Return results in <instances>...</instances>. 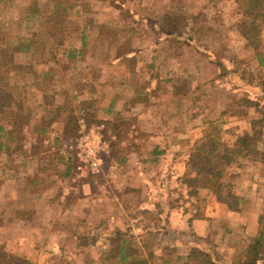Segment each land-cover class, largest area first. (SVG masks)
Returning a JSON list of instances; mask_svg holds the SVG:
<instances>
[{
  "label": "rangeland",
  "instance_id": "obj_1",
  "mask_svg": "<svg viewBox=\"0 0 264 264\" xmlns=\"http://www.w3.org/2000/svg\"><path fill=\"white\" fill-rule=\"evenodd\" d=\"M87 1L69 12L68 32L55 38L50 37L42 16L26 21L24 10L30 0L0 3V21H20L12 27L23 35L41 34L39 51L22 56L32 69L12 75L10 81L29 118L24 140L16 138L10 143L12 148L23 146L12 154L0 150V251L11 258H26L30 264H74L72 242L83 243L86 228L80 227L98 226L103 220L100 211L112 215L105 222L109 219L127 226L146 221L150 226L166 227L164 216L154 220L152 212L144 209L148 204L144 202H167L162 192L146 186L128 188L122 202L124 214L106 184L120 179L118 171L128 167L126 161L139 139L145 138L149 124L150 132L175 131L172 143L189 147V173L194 168L195 148L204 139L197 138L203 129L229 144L248 134L264 151V28L260 46L248 45L237 29L242 14L239 0H127L130 13L108 1ZM173 30L181 31V36L172 34ZM186 92L187 102H182L180 94ZM244 99L251 105L246 106ZM84 104L88 122L106 124L112 157L104 173L77 177L67 147ZM10 119L9 111H0V126L8 125ZM245 123L247 131L237 134L235 141L229 139L228 130H240ZM43 127L45 133H41ZM185 134L188 136L182 137ZM249 159L259 160L239 157L231 162L224 179L237 183L242 175L247 176ZM258 172L264 183V168ZM36 181L44 184L36 185ZM177 186L171 187L172 192ZM62 196L70 198V214L65 216L58 214L66 210L59 200ZM88 211L92 218L83 216ZM20 220H27L30 228L21 229ZM49 225L68 233L52 236V232L46 233ZM29 230L33 235H27L25 243L24 232ZM151 236L164 241L172 237L159 232ZM58 241V247H70L66 258L58 247L57 251L52 248ZM152 247L168 249L174 259L180 253L188 255L185 264H196L197 254L214 259L199 247L183 250L166 243L165 247ZM158 252L162 254L160 249ZM95 255L98 259L99 247ZM78 256L85 264H95L91 251L83 250Z\"/></svg>",
  "mask_w": 264,
  "mask_h": 264
},
{
  "label": "trees",
  "instance_id": "obj_2",
  "mask_svg": "<svg viewBox=\"0 0 264 264\" xmlns=\"http://www.w3.org/2000/svg\"><path fill=\"white\" fill-rule=\"evenodd\" d=\"M9 1L12 0H0V3ZM100 1H108L113 7L130 13V9L125 6L127 0ZM88 3L87 0H43V7H41L39 0H30V3L25 6L24 16L26 21L42 16L49 29L50 37L55 38L68 32L66 24L69 21V12ZM239 4L242 7V14L238 19L237 29L247 39L248 45L258 48L264 28V0H239ZM13 24L20 25V21L19 23L0 21V111H9L11 115L8 125L0 126V138L5 139L0 141V150L5 148L9 154L22 148L23 145L12 148L10 142L16 138L23 141L24 128L29 123L28 116L22 110L19 95L13 92L11 77L32 69L30 64L27 65L23 61L22 56L37 53L41 37L38 31H32L29 35L20 34L14 31ZM171 33L181 36L179 30H173ZM125 45L127 42L122 43L119 49L124 48ZM124 54L128 55L127 52ZM262 91L264 98V90ZM242 102L246 103V106L251 105L247 99ZM82 110L80 119L92 124L85 118L87 113L85 104ZM70 122L69 119L66 123L67 131L71 125ZM78 131L79 126L69 138L73 140ZM45 132L46 127H43L41 133ZM195 150L196 152L193 153L194 168L184 177V182L190 189V195H198L200 190H204L207 194L216 196L220 202L227 204L231 210L242 212L245 199L234 191V184L231 181L224 179L225 172L230 169L231 162L237 161L239 157L254 156L264 163V151L258 149L255 142L250 141L248 134L240 136L236 143L231 144L209 134L198 143ZM197 161L200 162L199 165ZM144 203H148L144 209L147 213L152 212L151 218L154 220L156 218L158 221L163 216L165 210L161 199ZM139 226V233L132 232L130 227L123 229L119 248L113 244L103 250L99 264H179L178 259L180 258L174 259L168 249L163 248L162 254L159 255L157 248H151L153 244L158 246V241L151 235L155 232H165V227L150 226L146 221H142ZM85 240L87 241L84 239L83 242H86ZM195 256L199 259L196 264H220L211 259L212 257L206 258L200 254ZM262 260H264V213L261 216L258 234L255 237H247L236 251L233 264H259ZM0 264H30V262L26 258H11L0 251Z\"/></svg>",
  "mask_w": 264,
  "mask_h": 264
},
{
  "label": "crops",
  "instance_id": "obj_3",
  "mask_svg": "<svg viewBox=\"0 0 264 264\" xmlns=\"http://www.w3.org/2000/svg\"><path fill=\"white\" fill-rule=\"evenodd\" d=\"M153 88H155V86ZM173 93L176 95V88ZM188 96L189 94L187 92L180 94L179 100L182 102L185 100L187 102L185 98ZM151 126L152 125L149 124V127ZM149 127L146 129L148 133L145 138L139 139L137 148L132 150V153L129 155L126 161L128 167H124L118 171L120 179L114 181L116 178H113V183L109 181L106 183L108 185V191L114 193V200L119 202L122 208L121 213L126 214L122 202L128 188L146 186L155 192H162V195L167 200V202L162 200L165 210L163 216L168 220L165 227L166 231L159 232V234L172 237L170 239L166 237L165 241L161 237L156 238L158 246L165 247L166 243L170 247L177 246L183 250L199 247L211 254L220 264H233L236 251H238L240 246L246 241L247 237H255L259 232L261 216L264 213V183L261 182L262 179H259L256 173L259 174L258 170L264 168V163L256 159H249L247 165L248 169L245 171L247 176L244 174L242 175V181L240 180L237 183H233L235 192L245 199L243 211H233L227 204L220 202L216 196L209 195L207 192H204V190H200L198 195H190V189L184 182V177L190 170L191 150L189 151V147L184 149L182 145L176 146L172 143L171 138L176 135L175 131L166 130L161 132L156 130L150 132ZM247 129L245 123L240 130H228L229 139L232 138V140L235 141L238 136L237 134H242L246 132ZM207 135L208 132H206V129H203L197 138H204ZM183 136L187 137L188 135L185 134L182 135V137ZM180 142L182 144V139ZM23 162L28 163L27 159ZM106 169L105 167V170ZM151 170H156V173H149ZM34 184L43 185L44 183L37 182ZM174 184L178 185L177 191L173 189L174 192H172L171 187H173ZM176 194L178 197H176ZM62 197H60L59 200L63 203V206L66 207V210H62L58 214L61 215V213H63L62 216H65L70 214V212H68L70 198ZM56 200L57 199H55V201ZM23 201H25V198ZM150 202L151 201H149V203ZM249 202H256L258 204L251 208L247 206ZM202 203L203 206L206 205L203 207ZM100 213H102L100 217L103 218V220L98 225L99 227L89 224L86 225V227H80V229L86 228L83 240L87 239V241L85 240L86 242L83 243L80 241V243L78 242L77 244H75V240L72 242V245H74L72 249L76 250V254L71 258L74 264H85L78 258V255H81L83 250L93 252L94 256L91 257V260H93V263L99 264V259L103 250H106L113 244L116 245V248H119L121 243L120 237L125 227H130L132 232L139 233V225H141V222L139 224H129L131 226H125L122 222H119V224L111 221L109 222V219L105 222V220L109 216L112 217V215H109L107 210L103 212L100 211ZM44 214L47 215V213ZM52 215L53 213H49L48 216ZM83 216L92 218V213L88 211ZM26 222L27 220H20L21 229L24 228L23 226L30 228L31 224H27ZM106 227H108V229H105ZM56 230L54 226L49 225L46 233L51 234L52 232V236H54L57 232ZM66 231L67 230H64L62 232L66 234L68 233V231ZM27 232L28 234H26ZM62 232L58 231L57 233L58 235H63ZM24 233L23 239L26 243L28 240L27 235L32 233L30 230ZM37 235H39V233ZM39 242L40 237L38 236L35 247H40L38 244ZM49 242L52 243L53 239L51 238ZM59 242L60 241L55 242L52 247L56 249L55 251H57ZM97 247L100 249V256L98 259L97 255H95V249H97ZM138 247H140V245ZM58 249L62 251L63 257L65 253L68 254L67 251L70 247H58ZM159 249L161 252L162 248H158V251ZM178 257L183 260L182 264H185L187 260L184 262V257L188 258V255L186 256L180 253ZM94 258H96V260H94ZM179 264H181V262Z\"/></svg>",
  "mask_w": 264,
  "mask_h": 264
},
{
  "label": "built area",
  "instance_id": "obj_4",
  "mask_svg": "<svg viewBox=\"0 0 264 264\" xmlns=\"http://www.w3.org/2000/svg\"><path fill=\"white\" fill-rule=\"evenodd\" d=\"M77 136L67 147L73 172L77 177L100 175L112 157L111 136L105 123L79 121Z\"/></svg>",
  "mask_w": 264,
  "mask_h": 264
}]
</instances>
